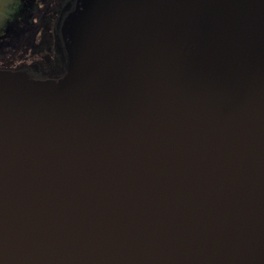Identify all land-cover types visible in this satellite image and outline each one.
Here are the masks:
<instances>
[{
	"label": "water",
	"instance_id": "obj_1",
	"mask_svg": "<svg viewBox=\"0 0 264 264\" xmlns=\"http://www.w3.org/2000/svg\"><path fill=\"white\" fill-rule=\"evenodd\" d=\"M78 1L0 67V264H264V0Z\"/></svg>",
	"mask_w": 264,
	"mask_h": 264
},
{
	"label": "flooded vegetation",
	"instance_id": "obj_2",
	"mask_svg": "<svg viewBox=\"0 0 264 264\" xmlns=\"http://www.w3.org/2000/svg\"><path fill=\"white\" fill-rule=\"evenodd\" d=\"M32 1L34 5L29 13L31 26H35L36 15L43 12L45 7H39V0ZM46 2L49 4L52 2L54 7L57 4V9L45 19L43 26L46 27L35 34L33 55L44 56V59H47L44 61L36 59L26 67L27 73L34 79H57L68 71L67 42L71 38L72 32L71 26H67V18L79 5L78 0H46ZM27 29L30 30V28ZM60 62H62V66H59Z\"/></svg>",
	"mask_w": 264,
	"mask_h": 264
},
{
	"label": "rangeland",
	"instance_id": "obj_3",
	"mask_svg": "<svg viewBox=\"0 0 264 264\" xmlns=\"http://www.w3.org/2000/svg\"><path fill=\"white\" fill-rule=\"evenodd\" d=\"M5 3L6 0H0V12L4 11L3 8L5 7L3 5L7 6L8 2L6 4ZM51 5L52 2L50 4L46 2L45 5L42 6L43 8L45 7L43 9L44 11L39 12V14L36 15L37 20L34 22V24L36 25L30 26V30L26 29L24 26H21V29L18 31V33H16V41H12L10 43L8 42L9 44L5 49L7 57L4 58V60H6L4 63L8 65L3 66L27 72L28 70L26 69V67L34 60L38 59L39 61H44L45 59H47H44V56L40 57L33 55L34 52L32 51V49L34 46L35 34L46 27L43 26L45 19L49 17L50 14H53V11L57 9V4L56 7L53 6L54 4L52 6ZM12 60L15 62H11Z\"/></svg>",
	"mask_w": 264,
	"mask_h": 264
},
{
	"label": "trees",
	"instance_id": "obj_4",
	"mask_svg": "<svg viewBox=\"0 0 264 264\" xmlns=\"http://www.w3.org/2000/svg\"><path fill=\"white\" fill-rule=\"evenodd\" d=\"M7 2V6L3 5L4 11L0 12V67H5L3 66L6 65L4 58L7 57L5 49L10 42L16 41V33L20 27L24 26L27 29L32 25L29 13L34 5L32 0H6ZM45 3L46 0H39V7ZM62 65L60 62L59 66Z\"/></svg>",
	"mask_w": 264,
	"mask_h": 264
}]
</instances>
